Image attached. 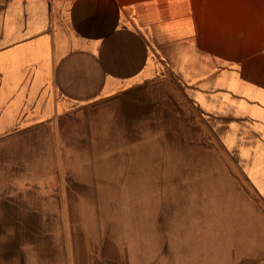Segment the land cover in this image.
Masks as SVG:
<instances>
[{"label": "crops", "instance_id": "1", "mask_svg": "<svg viewBox=\"0 0 264 264\" xmlns=\"http://www.w3.org/2000/svg\"><path fill=\"white\" fill-rule=\"evenodd\" d=\"M169 79L264 197V0H0V154L41 194L94 187L64 156L140 131L148 91Z\"/></svg>", "mask_w": 264, "mask_h": 264}, {"label": "rangeland", "instance_id": "2", "mask_svg": "<svg viewBox=\"0 0 264 264\" xmlns=\"http://www.w3.org/2000/svg\"><path fill=\"white\" fill-rule=\"evenodd\" d=\"M176 88L148 91L141 132L124 124L96 140L99 154L64 156L94 185L72 188L83 195L41 194L0 154V264H60L65 244L74 264L263 263L264 197Z\"/></svg>", "mask_w": 264, "mask_h": 264}]
</instances>
